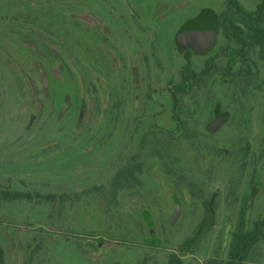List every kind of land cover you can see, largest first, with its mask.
<instances>
[{"label": "rangeland", "instance_id": "1", "mask_svg": "<svg viewBox=\"0 0 264 264\" xmlns=\"http://www.w3.org/2000/svg\"><path fill=\"white\" fill-rule=\"evenodd\" d=\"M234 10L0 0V191L31 196L0 200V264H225L244 201L264 217V60Z\"/></svg>", "mask_w": 264, "mask_h": 264}, {"label": "trees", "instance_id": "2", "mask_svg": "<svg viewBox=\"0 0 264 264\" xmlns=\"http://www.w3.org/2000/svg\"><path fill=\"white\" fill-rule=\"evenodd\" d=\"M229 1L236 10L233 14L229 11L223 15V30L226 37L234 39L243 53L249 51L254 45L258 46L259 55L264 60V0L255 11L245 10L235 0ZM22 197L31 198L29 193L21 191H0V200ZM248 204L244 201L241 207L239 223L232 233L225 264H246L254 246L259 241H264V217L255 221L252 229L246 226ZM173 264L180 263L178 261Z\"/></svg>", "mask_w": 264, "mask_h": 264}, {"label": "water", "instance_id": "3", "mask_svg": "<svg viewBox=\"0 0 264 264\" xmlns=\"http://www.w3.org/2000/svg\"><path fill=\"white\" fill-rule=\"evenodd\" d=\"M211 34V28H209V27H207V26H201V27H199V29L196 31V35L197 36H204L205 35V38H206V35H208V34ZM220 118L219 119H217V121L214 123V128H216L218 125H219V123H220ZM177 215H178V205L176 206V209H175V212H174V214H173V216H172V222H174L175 220H176V218H177Z\"/></svg>", "mask_w": 264, "mask_h": 264}]
</instances>
